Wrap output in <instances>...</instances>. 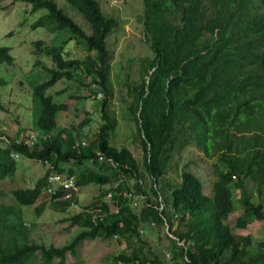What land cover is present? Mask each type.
Masks as SVG:
<instances>
[{
  "label": "trees",
  "instance_id": "1",
  "mask_svg": "<svg viewBox=\"0 0 264 264\" xmlns=\"http://www.w3.org/2000/svg\"><path fill=\"white\" fill-rule=\"evenodd\" d=\"M22 1L32 11L48 12L32 28L50 25L68 31L70 37L63 44L74 40L86 54L83 59L65 58L62 46L35 42V53L50 57L54 65L51 78L32 94V102L39 106L34 123L39 135L30 147L20 130L11 137L0 129L4 145L0 146V180L16 173L12 152L43 166L50 164L51 169L32 188L12 190L14 205L0 206V264H68L67 255L77 258L83 241L98 238L127 243L125 251L108 258L111 264H165L139 232V227L150 228L151 223L167 229L163 234L171 243L166 253L169 264H264V237L258 250L251 252V236L233 234L226 223L235 212L234 190L240 193L242 210L235 229H246L252 220L264 222V0H142L143 36L153 57L143 59L139 83L125 84L132 97L128 112L136 124L155 198L151 202L146 197L140 214L123 197L128 185L119 184L122 179L135 180L132 188L145 195L138 163L127 148L117 149L109 142L116 118L109 107L114 87L106 39L117 21L104 15L96 0H65L87 23L86 33L55 0ZM9 52L0 45V65L13 62ZM63 79L84 87L94 85L93 93L103 95L102 122L89 144L82 145L76 135L58 128L57 115L68 111V105L45 96ZM188 144L214 161L211 195L204 194L196 176L184 171L178 184H168L169 196L160 209V189L166 185L172 157ZM100 155L111 159L117 169L99 162ZM51 172L75 174L79 188L117 184L95 201L93 210L85 208L65 218L80 231L60 248L31 242L30 229L22 220L23 207H35L41 214L37 201ZM247 181L251 194L244 188ZM110 191L116 213L102 200ZM61 194L50 199L66 210L70 206L58 200ZM253 195L260 202H254ZM92 211H98L93 212L95 219Z\"/></svg>",
  "mask_w": 264,
  "mask_h": 264
},
{
  "label": "rangeland",
  "instance_id": "2",
  "mask_svg": "<svg viewBox=\"0 0 264 264\" xmlns=\"http://www.w3.org/2000/svg\"><path fill=\"white\" fill-rule=\"evenodd\" d=\"M104 15L117 21V27L112 30L106 39V45L110 51L112 65L111 81L114 87V96L111 98L109 107L116 118V127L110 137V145L117 149L127 148L139 166L141 175V188L145 195L136 193L132 188L135 180H121L119 184H126L129 191L139 196L138 206L130 209L140 214L145 206L146 197L149 201L155 202V198L150 192L152 181L145 171L144 156L137 133L136 124L129 115L128 107L132 97L125 86L128 83L133 86L139 83V71L144 68L143 59L153 57L152 52L144 41L142 16V0H96ZM58 8L68 15L86 33H89L87 23L81 15L76 13L65 0H55ZM31 5L22 0H0V45L10 49L13 59L11 64L0 65V129L7 135L13 137L17 131H21L22 137L39 135L36 132L34 123L37 120L39 106L32 102L34 89L47 82L51 78L50 70L53 69L51 58L42 54L35 53V42L43 41L46 46H62L65 58L83 59L86 52L76 44L74 40L63 42L70 37L68 31H57L53 26L32 28V24L40 18H45L48 12L45 9L32 11ZM51 24V22H50ZM63 44V45H62ZM38 61L39 65H34ZM90 79H87L89 82ZM93 86L84 87L74 81L65 79L58 81L49 87L45 96L51 97L54 103H65L68 111L57 115L58 128H64L79 138L80 141L89 144L95 140V134L101 125L100 105L103 95L94 94ZM100 94V95H99ZM96 95V96H95ZM80 97L81 99H79ZM89 119V122L86 121ZM0 146H4L0 142ZM16 173L13 177L0 180V206L14 205L11 195L16 188H32L36 181L47 171V166L38 161L19 156L16 159ZM214 161L207 160L204 155L197 150L194 145H187L181 151L176 152L169 164L167 173L164 177L166 185L160 190L164 197L169 196L168 184L175 185L181 180L184 171L191 172L203 183L204 194L210 196L214 171ZM111 186H97L94 184L84 186L79 189L77 200L80 208L73 210L53 203L47 193H42L38 198L37 204L42 205L41 214H37L35 207L22 208V220L30 229V241L45 246L53 245L60 248L68 244L80 231L79 228L71 227L68 218L81 210H93L95 201L98 202L101 195L108 191ZM127 187V186H126ZM247 192H252L249 181L244 185ZM234 213L227 219V224L231 227L233 234L237 236L250 235V251L258 250L257 244L264 237V222L252 220L248 227L235 229L236 218L241 213L239 204V191L232 192ZM110 209H114L115 204L112 199L107 198V194L102 198ZM253 201L258 203V198L253 195ZM96 213V211H92ZM94 213L92 215H94ZM30 226V227H29ZM143 230V238L152 247L153 253L157 254L165 264H169L166 257L168 247L171 243L166 240L163 233L167 234L166 229L153 227H139ZM243 232L239 235L237 232ZM127 243L119 242L116 238L112 240L95 239L83 241L77 251V258L67 255L68 264H111L109 257L117 256L126 250Z\"/></svg>",
  "mask_w": 264,
  "mask_h": 264
},
{
  "label": "built area",
  "instance_id": "3",
  "mask_svg": "<svg viewBox=\"0 0 264 264\" xmlns=\"http://www.w3.org/2000/svg\"><path fill=\"white\" fill-rule=\"evenodd\" d=\"M37 135H30L28 136L26 143H28L30 146L37 140ZM82 145H85L84 142H82ZM99 162H104L109 168L116 170L117 165L111 160L106 159L102 155L98 157ZM47 169H51V166L49 164H46ZM61 191L62 194L58 198L60 201L68 202L69 208L73 210H78L80 208L78 202H77V195L79 194V187L77 185V179L76 175H60L56 173H50L47 176V185L44 189L43 193H47L49 197H52L53 195L57 194V192ZM125 199L128 201V203L133 207L138 206L137 199L139 198L138 195L134 194L133 192L125 193L124 194ZM107 198L112 199L113 193L110 191L107 193ZM115 213L117 212V209L113 210ZM98 211H96L97 213ZM93 214V212H90ZM96 218V215H93V219ZM154 226V224H151ZM140 233L143 234L144 231L140 230ZM166 257L169 258L170 255L166 254Z\"/></svg>",
  "mask_w": 264,
  "mask_h": 264
},
{
  "label": "clouds",
  "instance_id": "4",
  "mask_svg": "<svg viewBox=\"0 0 264 264\" xmlns=\"http://www.w3.org/2000/svg\"><path fill=\"white\" fill-rule=\"evenodd\" d=\"M93 86H94V85H93ZM99 95H100V94H99ZM2 138H3V137H2ZM2 138H1V139H2ZM27 138H28V137L26 136V138H25V142H26ZM37 138H38V137H37ZM1 139H0V140H1ZM0 142H1V141H0ZM35 142H36V141H35ZM35 142H34L33 144H35ZM84 143H85V142H84ZM33 144H32V145H33ZM28 145H29V144H28ZM32 145H31V146L29 145V146L32 147ZM19 156H22V155H20V154H18V153H14V152H12V153L10 154V158L13 159L14 161H16V159H17ZM40 164H41V163H40ZM45 165H46V164H45ZM49 165H50V164H49ZM47 170H48V169H47ZM202 185H203V183H202ZM212 185H213V184H212ZM79 189H80V188H79ZM203 192H204V191H203ZM210 195H211V194H210ZM206 196H207V195H206ZM208 197H209V196H208ZM59 201H60V200H59Z\"/></svg>",
  "mask_w": 264,
  "mask_h": 264
},
{
  "label": "crops",
  "instance_id": "5",
  "mask_svg": "<svg viewBox=\"0 0 264 264\" xmlns=\"http://www.w3.org/2000/svg\"><path fill=\"white\" fill-rule=\"evenodd\" d=\"M129 192H131V191H129ZM129 192H126V193H129ZM134 193V192H133ZM125 194V193H124ZM124 194H123V197H124ZM135 194V193H134ZM125 198V197H124ZM77 202H78V200H77ZM159 202H161V206H160V209H162V207L164 206V204L162 203L163 202V200H162V198H159ZM152 224V223H151ZM150 224V227H153L152 225ZM154 224V223H153ZM165 229H166V227H165ZM241 230V229H240ZM245 230H243V232H244ZM139 232H140V230H139ZM166 232H167V229H166ZM238 233H239V235H243V232H239V231H237ZM141 234V233H140ZM168 260H170V257L169 258H167Z\"/></svg>",
  "mask_w": 264,
  "mask_h": 264
}]
</instances>
